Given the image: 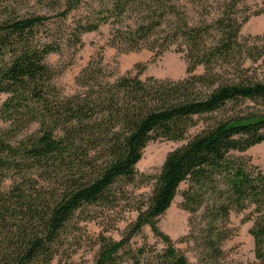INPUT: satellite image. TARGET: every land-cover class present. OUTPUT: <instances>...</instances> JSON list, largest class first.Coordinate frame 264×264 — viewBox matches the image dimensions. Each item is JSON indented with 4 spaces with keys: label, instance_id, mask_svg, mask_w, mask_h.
Segmentation results:
<instances>
[{
    "label": "trees",
    "instance_id": "1",
    "mask_svg": "<svg viewBox=\"0 0 264 264\" xmlns=\"http://www.w3.org/2000/svg\"><path fill=\"white\" fill-rule=\"evenodd\" d=\"M29 1L0 0V264L69 257L90 206L136 211L119 239L99 236L91 264H189L158 226L183 183L199 264H230L229 217L245 210L255 264H264V171L236 155L264 141V79L248 66L264 59V33L241 35L264 0L249 14L248 0H35L53 13L21 12ZM83 2L88 14L63 26ZM102 25L119 51L181 53L186 75L142 79L137 66L111 79L99 56L64 95L54 82L64 70L47 57ZM158 139L183 143L166 154L150 194L133 202L127 186ZM145 226L161 247L134 245Z\"/></svg>",
    "mask_w": 264,
    "mask_h": 264
},
{
    "label": "rangeland",
    "instance_id": "2",
    "mask_svg": "<svg viewBox=\"0 0 264 264\" xmlns=\"http://www.w3.org/2000/svg\"><path fill=\"white\" fill-rule=\"evenodd\" d=\"M246 14L253 13L261 7L260 0H248L241 5ZM90 2H83L76 10L71 11L62 23L63 26H73L75 20L84 18L90 11ZM21 12H37L52 14L48 5L43 6L35 0L21 7ZM110 26L102 25L98 30L82 35V45L75 47L63 46L58 53L50 54L46 61L55 69L64 71L54 82L64 95L76 92L75 78L90 59L102 58V65L111 79L129 71H136L137 66H144L141 78L153 76L159 79H180L186 75V61L181 53L169 50L160 56L147 49L122 52L110 45ZM264 33V13L251 15L242 26V36H254ZM250 73L256 79H264V59L254 63ZM201 67L196 72H201ZM4 96H0V102ZM183 142L158 139L149 142L143 150L142 157L136 164L137 179L127 186L133 202L144 200L151 192L155 177L159 174L166 154L179 147ZM236 155L247 156L252 163L264 171V141L250 147L245 152ZM148 178V179H147ZM186 184H181L179 191L168 210L159 218V228L167 234L187 257L189 264H199L201 247L198 242L189 237V221L191 215L182 209L181 192ZM249 210L232 212L229 217L230 226L235 229L234 236L223 244L227 261L230 264H255L253 257V241L248 230L250 221L244 218ZM136 217V211L123 208L108 209L100 206H90L84 215L79 216L78 230L75 231L76 244L72 254L57 257L51 264H91L97 250L100 235L119 239L125 227ZM132 242L135 246L144 243L161 247V243L153 236L150 228L145 226L142 233Z\"/></svg>",
    "mask_w": 264,
    "mask_h": 264
}]
</instances>
